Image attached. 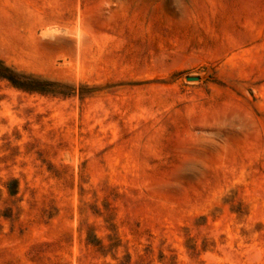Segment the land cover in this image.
<instances>
[{
    "label": "rangeland",
    "instance_id": "obj_1",
    "mask_svg": "<svg viewBox=\"0 0 264 264\" xmlns=\"http://www.w3.org/2000/svg\"><path fill=\"white\" fill-rule=\"evenodd\" d=\"M0 264H264V0H0Z\"/></svg>",
    "mask_w": 264,
    "mask_h": 264
},
{
    "label": "water",
    "instance_id": "obj_2",
    "mask_svg": "<svg viewBox=\"0 0 264 264\" xmlns=\"http://www.w3.org/2000/svg\"><path fill=\"white\" fill-rule=\"evenodd\" d=\"M188 80H189V81H197L198 78H197V77H189Z\"/></svg>",
    "mask_w": 264,
    "mask_h": 264
},
{
    "label": "trees",
    "instance_id": "obj_3",
    "mask_svg": "<svg viewBox=\"0 0 264 264\" xmlns=\"http://www.w3.org/2000/svg\"><path fill=\"white\" fill-rule=\"evenodd\" d=\"M6 71H8L10 73V71L8 69H6ZM11 79V78H10Z\"/></svg>",
    "mask_w": 264,
    "mask_h": 264
}]
</instances>
